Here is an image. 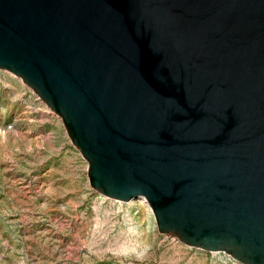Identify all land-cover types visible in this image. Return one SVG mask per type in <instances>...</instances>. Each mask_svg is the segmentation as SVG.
I'll return each instance as SVG.
<instances>
[{
    "label": "water",
    "instance_id": "obj_1",
    "mask_svg": "<svg viewBox=\"0 0 264 264\" xmlns=\"http://www.w3.org/2000/svg\"><path fill=\"white\" fill-rule=\"evenodd\" d=\"M0 70L61 118L94 191L264 264V0H0Z\"/></svg>",
    "mask_w": 264,
    "mask_h": 264
},
{
    "label": "rangeland",
    "instance_id": "obj_2",
    "mask_svg": "<svg viewBox=\"0 0 264 264\" xmlns=\"http://www.w3.org/2000/svg\"><path fill=\"white\" fill-rule=\"evenodd\" d=\"M87 172L61 118L0 70V264H241L160 234L149 205L101 196Z\"/></svg>",
    "mask_w": 264,
    "mask_h": 264
},
{
    "label": "bare ground",
    "instance_id": "obj_3",
    "mask_svg": "<svg viewBox=\"0 0 264 264\" xmlns=\"http://www.w3.org/2000/svg\"><path fill=\"white\" fill-rule=\"evenodd\" d=\"M140 199H141V201H142L143 203H145V204L148 206V203H147V201H146L145 198L141 197ZM140 204H141V203H140ZM148 207H149V206H148ZM149 209H150V208H149Z\"/></svg>",
    "mask_w": 264,
    "mask_h": 264
},
{
    "label": "built area",
    "instance_id": "obj_4",
    "mask_svg": "<svg viewBox=\"0 0 264 264\" xmlns=\"http://www.w3.org/2000/svg\"><path fill=\"white\" fill-rule=\"evenodd\" d=\"M37 96V95H36ZM38 97V96H37ZM39 98V97H38Z\"/></svg>",
    "mask_w": 264,
    "mask_h": 264
}]
</instances>
